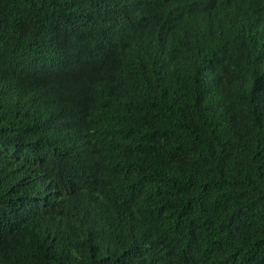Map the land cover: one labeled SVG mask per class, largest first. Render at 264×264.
Listing matches in <instances>:
<instances>
[{"label":"trees","instance_id":"16d2710c","mask_svg":"<svg viewBox=\"0 0 264 264\" xmlns=\"http://www.w3.org/2000/svg\"><path fill=\"white\" fill-rule=\"evenodd\" d=\"M0 264H264V0H0Z\"/></svg>","mask_w":264,"mask_h":264}]
</instances>
